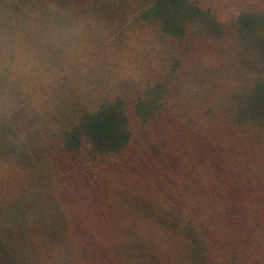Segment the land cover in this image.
Masks as SVG:
<instances>
[{"label":"trees","instance_id":"1","mask_svg":"<svg viewBox=\"0 0 264 264\" xmlns=\"http://www.w3.org/2000/svg\"><path fill=\"white\" fill-rule=\"evenodd\" d=\"M2 2L151 44L0 124V264H264V0Z\"/></svg>","mask_w":264,"mask_h":264},{"label":"rangeland","instance_id":"2","mask_svg":"<svg viewBox=\"0 0 264 264\" xmlns=\"http://www.w3.org/2000/svg\"><path fill=\"white\" fill-rule=\"evenodd\" d=\"M47 11L23 17L0 0V124L19 109L51 111L68 91L102 75H137L143 67L146 33L114 43L106 23L85 27Z\"/></svg>","mask_w":264,"mask_h":264}]
</instances>
